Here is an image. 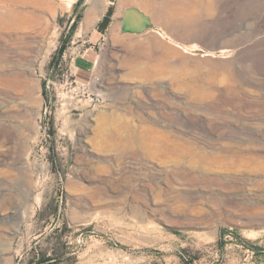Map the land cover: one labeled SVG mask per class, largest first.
<instances>
[{
  "label": "rangeland",
  "instance_id": "rangeland-1",
  "mask_svg": "<svg viewBox=\"0 0 264 264\" xmlns=\"http://www.w3.org/2000/svg\"><path fill=\"white\" fill-rule=\"evenodd\" d=\"M79 1L0 0V264H264V0H122L85 83Z\"/></svg>",
  "mask_w": 264,
  "mask_h": 264
},
{
  "label": "crops",
  "instance_id": "crops-1",
  "mask_svg": "<svg viewBox=\"0 0 264 264\" xmlns=\"http://www.w3.org/2000/svg\"><path fill=\"white\" fill-rule=\"evenodd\" d=\"M122 0H102L101 6L98 7V12L90 11V5L83 11L84 22L81 24L84 31V39L82 44L78 45L74 50L73 66L76 81L80 83L88 82L94 74L96 65L100 62V52L98 49L101 42L105 41V33L98 31V25L102 18L107 13L108 9L112 7L114 9L113 15H115L117 9L116 6L121 3ZM125 1V0H123ZM134 3L129 0L128 8H133ZM89 11V12H88ZM88 13V14H87ZM123 18V16H122Z\"/></svg>",
  "mask_w": 264,
  "mask_h": 264
},
{
  "label": "water",
  "instance_id": "water-1",
  "mask_svg": "<svg viewBox=\"0 0 264 264\" xmlns=\"http://www.w3.org/2000/svg\"><path fill=\"white\" fill-rule=\"evenodd\" d=\"M149 26L148 18L138 13L135 8L127 9L122 18L123 31H143Z\"/></svg>",
  "mask_w": 264,
  "mask_h": 264
},
{
  "label": "trees",
  "instance_id": "trees-1",
  "mask_svg": "<svg viewBox=\"0 0 264 264\" xmlns=\"http://www.w3.org/2000/svg\"><path fill=\"white\" fill-rule=\"evenodd\" d=\"M81 1L80 0L77 4V6H79L81 4ZM77 9V7H76ZM113 13H114V9L112 7H110L106 13V15L104 16V18L102 19V21L99 23L98 25V30L102 33H105L107 28L109 27L110 23H111V18L113 16ZM79 17V16H78ZM75 24H77V21L75 22ZM64 52L63 48L61 49L60 51V55H62Z\"/></svg>",
  "mask_w": 264,
  "mask_h": 264
},
{
  "label": "bare ground",
  "instance_id": "bare-ground-1",
  "mask_svg": "<svg viewBox=\"0 0 264 264\" xmlns=\"http://www.w3.org/2000/svg\"><path fill=\"white\" fill-rule=\"evenodd\" d=\"M98 7H99V2H97V1H93L92 2V5H91V9H89L90 11H96L97 9H98ZM125 11H126V9H125ZM89 12V11H88ZM138 12V11H137ZM139 13V12H138ZM88 14V13H87ZM122 14H124V13H122ZM11 15V17L13 18L14 16L12 15V14H10ZM9 15V16H10ZM144 16V15H143ZM146 17V16H145ZM14 19V18H13ZM12 19V20H13ZM4 22L2 19H1V16H0V22ZM8 21V20H7ZM6 20H5V22H7ZM10 21V20H9ZM12 23V22H11ZM1 25V24H0ZM3 25H5V24H3ZM122 25V24H121ZM2 26V25H1ZM0 26V27H1ZM118 28H119V26L118 25H116V26H114L112 29H111V34L113 35V36H115L116 37V34H117V32H118ZM157 41V40H156ZM160 49V48H159ZM185 51V50H184ZM187 52V51H186ZM173 53V52H172ZM176 54V53H175ZM177 55H179V53L177 54ZM236 81V80H235ZM208 90V89H207ZM113 140V139H112ZM5 250V249H4ZM3 250V251H4ZM2 252V251H1ZM2 254H4L3 252H2Z\"/></svg>",
  "mask_w": 264,
  "mask_h": 264
}]
</instances>
